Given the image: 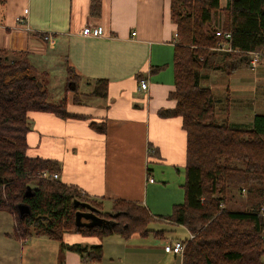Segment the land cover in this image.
Listing matches in <instances>:
<instances>
[{"label":"crops","instance_id":"obj_1","mask_svg":"<svg viewBox=\"0 0 264 264\" xmlns=\"http://www.w3.org/2000/svg\"><path fill=\"white\" fill-rule=\"evenodd\" d=\"M91 2L0 0V50L10 59L27 56L47 74L64 67L63 84L70 66L85 87L78 89L77 97L74 91L66 96L67 110L82 117L29 112L28 154L58 161L59 179L102 203L103 211H112L114 200L124 199L139 201L153 215L165 217L184 199L187 164L182 117L160 115L161 109L176 107L170 97L177 40L171 0H102L100 17L92 15ZM226 4L221 0L222 7ZM86 26L99 35H85ZM247 65L253 73L248 74L245 65L232 74L203 70L202 85L223 104L227 100V107L216 108L218 118L251 124L256 113L264 112V58L256 66ZM97 79L107 80L106 97L92 94ZM141 80L148 81L146 90L139 88ZM93 122L105 125V132L92 127ZM175 178L178 186L170 191ZM154 236L163 244L148 243L139 234L99 239L66 232L65 244L101 243L103 257L85 263L78 252L66 249L64 264H182L180 255L164 250L170 242L165 233ZM6 237L12 240L9 260L16 255L18 264H59L60 241L45 235L16 240L9 232Z\"/></svg>","mask_w":264,"mask_h":264},{"label":"trees","instance_id":"obj_2","mask_svg":"<svg viewBox=\"0 0 264 264\" xmlns=\"http://www.w3.org/2000/svg\"><path fill=\"white\" fill-rule=\"evenodd\" d=\"M218 11L224 15L220 27L231 33L230 39L216 33L212 19ZM101 12L102 0H92V15L100 17ZM171 14L177 24L175 89L170 93L176 107L161 109L160 115L182 117L187 132V164L185 199L175 204L167 217L153 215L139 201L124 199L114 200L112 211H103L102 203L75 185L43 177L45 171L60 173V163L28 154L29 112L82 117L67 110L71 79L68 74L62 104L51 101L47 73L39 72L27 56L10 59L0 50V211L13 215L11 234L16 240L45 235L61 243L59 264H64L66 249L91 263L102 259L103 245L65 244L66 232L99 239L112 234L126 239L133 234L145 237L152 232L160 236L164 231L151 230L149 224L164 218L193 234L184 240L182 264H264V112L256 113L251 124L220 122L216 115L218 99L201 83L207 67L232 74L249 64L250 52L264 51V0H227L224 7L221 0H171ZM222 41L237 50L217 51ZM67 69L75 78L71 91L77 97L81 77L70 66ZM92 94L106 97L107 80L97 79ZM92 127L106 130L97 122ZM28 186L33 190L30 196H26ZM234 190L245 192L244 200L250 206L232 208L229 202ZM251 199L258 202L252 204ZM75 200L90 203L99 216L115 224L109 228L78 225ZM20 203L29 204L31 213L20 217Z\"/></svg>","mask_w":264,"mask_h":264},{"label":"rangeland","instance_id":"obj_3","mask_svg":"<svg viewBox=\"0 0 264 264\" xmlns=\"http://www.w3.org/2000/svg\"><path fill=\"white\" fill-rule=\"evenodd\" d=\"M223 1L225 2V0H223ZM212 23L217 28L222 26V24L224 23V15L221 11H218L213 16ZM216 57H217V55H216ZM243 65L246 66L245 70H246V72H248V74L253 73V71L250 70L251 68H249V66L247 64H243ZM207 69H208V71L212 70V68H210V67H207ZM39 72H41V71H39ZM41 73H43V72H41ZM52 74H47V75L45 74V81L47 83L48 90L50 93V100L62 104L61 102H63V100H64V97H65L64 93H66V91H67V83H68V81H66V83L63 84V79L65 78V75H66L65 68L64 67L61 68L59 66L57 70H55V71L53 70ZM68 74H69V77L71 79L70 81L72 83H75L72 85L68 84L69 88H71V90H74V89H72V87L74 85L76 86L75 78L73 77L72 73L69 72ZM260 75L264 76L262 74H260ZM67 79H68V77H67ZM78 83H79V89L81 92L85 88L83 86L84 83L81 82V80H79ZM86 88L88 90L89 87H86ZM71 90H69L67 95H69L72 92ZM260 92L261 91L256 92L258 94V96H261ZM250 94L252 95V92ZM70 95L73 96L72 94H70ZM262 95H264V93ZM81 97L82 96H80L79 99H81ZM223 102H224V104L220 100L216 101V106L219 107V106H221V104H223L224 107H227V100L225 99V100H223ZM231 107L233 108V106H231ZM219 121L223 122L222 119H220V118H219ZM176 180H177V178H175V185H172L168 188V189H170V191L176 190V188L178 186V184L176 183ZM157 182H159V181H157ZM230 195L231 194L229 192L228 196H230ZM183 196L185 199V193ZM245 197H246L245 192L239 193L237 190H234V192L232 194L233 199L231 198L232 200L229 202L230 203L229 205L232 208H243V207L247 206V204H249V206H250V203H247L246 200H244ZM184 199H183V201H184ZM250 202L252 204H255L256 202H258V200L257 199H251ZM167 216H169V215H166L165 217H167ZM14 222L15 221H14V217L12 214H10L6 211H0V264H18L16 255H14L11 260L8 259V253H10V251H8V249L10 247L9 241H12V240H11V238L6 237V232L12 233L11 230H13ZM149 228L151 230H154V231L163 230L165 233V236L170 241L171 240H185V239L190 237V233L186 230L185 227L179 226V225L176 226V225H173L171 223H164V222H162V220H155V221L150 222ZM12 237H13V235H12ZM144 238H146V241L148 243H152V244H156V245H162L164 242L161 238L155 237L153 233H150L149 235L145 236Z\"/></svg>","mask_w":264,"mask_h":264},{"label":"built area","instance_id":"obj_4","mask_svg":"<svg viewBox=\"0 0 264 264\" xmlns=\"http://www.w3.org/2000/svg\"><path fill=\"white\" fill-rule=\"evenodd\" d=\"M83 33L85 35H89V36L99 35V31L92 29L91 26H86L83 29ZM216 33H217V35L224 36L226 39L231 38V33L222 30L221 27L217 28ZM135 34H136V32L134 31L133 35H135ZM216 50L217 51H223V52H232V51H236L237 49L233 48L228 43H225L224 41H222L218 44ZM263 54H264V52L262 50H255V51L250 52L249 55H250L251 65L256 66L260 62V60L262 59ZM139 88L141 90H146L148 88V81L147 80H141ZM42 176L46 177V178L59 179L60 173H48L45 171V172H43ZM150 181H154V178H150ZM190 237H193V234L190 233ZM185 246H186V242L184 240H172L165 245L164 250L166 252H170V253H174L176 255H180L182 257Z\"/></svg>","mask_w":264,"mask_h":264},{"label":"water","instance_id":"obj_5","mask_svg":"<svg viewBox=\"0 0 264 264\" xmlns=\"http://www.w3.org/2000/svg\"><path fill=\"white\" fill-rule=\"evenodd\" d=\"M75 84L70 82V85ZM75 88V85L72 87V89ZM33 190L31 186H28L26 189V196L32 195ZM75 207L78 208L76 212V223L78 225H86V226H103V227H111L115 223L113 220L101 217L97 214V209L92 206L88 202H83L80 200H75ZM32 209L29 204L27 203H20L18 205V212L20 217H23L26 214L31 213ZM117 214H114V216Z\"/></svg>","mask_w":264,"mask_h":264}]
</instances>
